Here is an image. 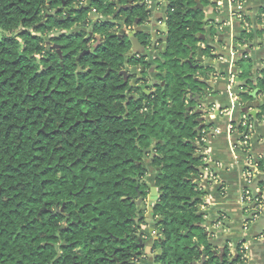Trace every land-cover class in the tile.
<instances>
[{"label": "trees", "instance_id": "obj_1", "mask_svg": "<svg viewBox=\"0 0 264 264\" xmlns=\"http://www.w3.org/2000/svg\"><path fill=\"white\" fill-rule=\"evenodd\" d=\"M48 1L0 0V264H134L139 214L132 201L145 189L141 150L153 141L162 252L155 264H238L227 248L223 260L215 257L221 243L207 234L204 193L195 181L206 168L194 146L201 136L184 116L179 89L126 110L123 89L111 82L115 74L105 75L131 42L113 41L97 25L103 44L96 52L80 57L89 49L80 33L50 38L60 54L46 38L70 30L83 12L45 21ZM186 4L195 0H170L166 65L198 49L203 13L185 16ZM94 8L103 18L114 15L104 0ZM134 18L129 13L127 24ZM146 18L143 10L139 25ZM138 37L148 44L147 35ZM244 63L242 76L253 84L251 62ZM257 84L264 91V79Z\"/></svg>", "mask_w": 264, "mask_h": 264}, {"label": "crops", "instance_id": "obj_2", "mask_svg": "<svg viewBox=\"0 0 264 264\" xmlns=\"http://www.w3.org/2000/svg\"><path fill=\"white\" fill-rule=\"evenodd\" d=\"M160 1H148L147 18L138 27L139 33L150 39L167 38L168 10ZM236 3L243 5V21L232 16ZM200 4L205 9L199 10L203 13V32L196 47L203 48L205 75L201 78L204 88L195 94L208 104L202 115L201 139L196 144L206 165L205 176L195 178L204 193L200 209L207 214V234L221 243L220 249L227 248L232 261L264 264V200L261 211L256 204H243L242 200L250 161L258 163L255 195L264 199V91L257 84L264 79V0H210L206 6ZM195 7L197 0L189 6ZM190 56L193 61L197 51ZM247 61L252 68L250 85L241 78L242 65ZM155 178L150 184L154 186L152 197L160 192ZM248 213L251 215L247 217ZM158 251L147 255L142 264H155L150 260ZM239 254L242 258L238 261Z\"/></svg>", "mask_w": 264, "mask_h": 264}, {"label": "flooded vegetation", "instance_id": "obj_3", "mask_svg": "<svg viewBox=\"0 0 264 264\" xmlns=\"http://www.w3.org/2000/svg\"><path fill=\"white\" fill-rule=\"evenodd\" d=\"M94 1L95 0H93V4L89 10L82 13L81 22L74 23L70 30H53L49 34V37L46 38L47 46H51L61 54V45H51L50 38L53 36L59 37L61 35H78L81 33L84 34V39L89 42V49L80 54V57H83L91 54L92 52H96L103 44L101 36L95 33L97 25L106 30V34L108 36L115 37L113 41H117L119 43L123 41L126 42L127 40L130 41V36L137 32L136 37L146 48L145 52L143 54L132 53L133 46L130 41L131 47L129 51L125 53L120 52L119 55L121 59L118 60L117 66L114 70L109 67L107 74L105 75V77L108 78L111 74H115L116 80L111 79V82L114 83L116 81L118 86L123 89V93L120 95L123 97L122 104L126 110L129 109V107H139L142 104H145L147 97L158 99L157 96H163L166 90L174 91L179 89L184 100L187 95V84H191L195 87L194 92L200 93L202 91V88H204V80H201V78L204 77L205 72L202 70L204 64L197 61L198 49L196 50L197 56L193 61L189 59L191 56L187 59L172 58L166 65L163 55L166 53L167 48L164 49L163 46L165 43L168 45L167 38L164 39L165 37L160 36L159 38L157 36L151 39L148 38V44L145 45L144 42L146 40H141V38L138 37V27L140 23L139 15L142 14L143 10H146L144 0H104L106 5L112 6L114 11V15L108 18H103L98 13L97 9L94 8ZM86 3L87 0H85L84 6ZM80 5L81 3L78 0H50L47 2L46 6L45 21L50 17L58 20L59 22L70 20L72 17L77 18L79 15H77L78 13L75 11L80 8ZM129 13H133L135 18L133 20V24L128 25L127 15ZM85 15H88L89 19L85 20ZM155 42L158 46L155 45ZM57 47H59V49ZM190 50L193 54L192 49ZM152 53L155 54L153 57L150 56ZM189 62H191L192 66H196V69H193ZM194 79H198L200 81L199 84H197ZM195 102L196 101L190 102L189 99H186L185 103L187 107L184 112V116L185 118L192 119L193 122L197 124V132L199 134L198 122L203 119L202 115H195L193 111L187 112V108L195 106ZM145 111H147V109H142L141 113L143 114ZM156 143V141H153L150 147L141 150L143 162L139 164H143V167L147 170L145 177L153 174L156 176V169L153 167V161L157 156ZM145 177L140 182L145 185V189L139 191L137 199L132 201L139 214L138 218L134 219V223L132 225L133 233H131L132 239L137 242L139 249L134 257V264H142L147 258V255L145 254V247L144 249L139 248L141 242L140 240H142L145 245L154 241L153 251L156 249V244L159 243L154 234L156 232H160L158 222L161 220L156 217L155 208L158 205L161 193L159 192L157 197H152L151 194L154 186L150 185L151 183L146 182ZM153 215L155 218L151 219L148 224L147 220H149V218ZM153 228H155V233L150 234L149 232ZM159 239H161L160 234ZM154 258L156 259V257Z\"/></svg>", "mask_w": 264, "mask_h": 264}, {"label": "water", "instance_id": "obj_4", "mask_svg": "<svg viewBox=\"0 0 264 264\" xmlns=\"http://www.w3.org/2000/svg\"><path fill=\"white\" fill-rule=\"evenodd\" d=\"M197 3H198V7H195V8H189V6L187 4L185 5L186 8H187L185 16L188 15L191 12V10L194 11V12L197 11V10H201V11L205 10L204 7L201 6L199 0H197ZM92 4H93V0H87L86 5L84 6V4H81L80 8L77 11H75V12L76 13H82L84 11H88L89 8L92 6ZM213 4H215V3L213 2L212 5ZM211 12L213 13V9L211 10ZM136 24H138V23H136ZM136 35H137V32L133 33V35L130 36V41L132 42V46H133L132 47L133 48L132 49V53H136V54H141L142 53L143 54L145 52L146 48L139 42V39L136 37ZM155 45H157L156 42H155ZM57 48L59 49V47H57ZM163 48L164 49L167 48L166 43L164 44ZM88 53H90V52H88ZM202 56H203V48L202 47H198V58H197V61L199 63H201V64H204L205 61L203 60ZM191 58H193V57H191ZM189 64L191 65V67L193 69H196V66H192L191 62H189ZM194 81L197 84H199V82H200L198 79H194ZM147 87H150V86H147ZM194 90H195V87L193 85L187 84V95L185 96L184 100L186 101V99H189L190 102L197 101V105H195V106H193L191 108L190 107L187 108V112L194 111L195 115H203L205 113V109H207V105L208 104L204 103L203 101H201L200 95L195 94ZM257 93L258 92H256V94ZM198 124H199V132H200L199 135H200L202 130H203V119H201L198 122ZM194 146L196 147L197 145L195 144ZM199 173H200V176L196 178L197 180H199L200 177H204L205 176V171H204L203 168L199 169ZM153 218L154 217H152V219ZM147 222L149 224V220H147ZM160 222L161 221H159L158 224H160ZM149 233L150 234L155 233V228L151 229ZM159 234H160V232H156L154 235H155V238L158 240V242H161V239H159ZM140 241L141 242H140L139 248L140 249H144V247H145V250H146L145 254L146 255H151V253H152V251L154 249V241H151V243H149L148 245H145L142 240H140ZM161 253L162 252L159 250L158 251V255H160ZM225 255H226V249L225 248H221L219 250V253H215V257L220 258L222 260L224 259ZM203 259L205 260L206 256H204ZM155 260L156 259L153 258V259H151V262L153 263V262H155Z\"/></svg>", "mask_w": 264, "mask_h": 264}, {"label": "built area", "instance_id": "obj_5", "mask_svg": "<svg viewBox=\"0 0 264 264\" xmlns=\"http://www.w3.org/2000/svg\"><path fill=\"white\" fill-rule=\"evenodd\" d=\"M149 0H144V3L147 4ZM81 4H85V0H82L80 2ZM161 5L166 6V10L169 9L170 6V0H161L160 1ZM166 4V5H165ZM168 4V5H167ZM173 12L174 9H171ZM233 18H235L238 21H243L244 20V8L241 3H236L235 8L233 9L232 12ZM258 163H253L252 161L249 162L248 164V169L245 173V181H246V187L243 192V204H256L257 207L256 209L261 211L263 210V198L260 196L255 195V191L257 188L255 187V178L257 177L258 174Z\"/></svg>", "mask_w": 264, "mask_h": 264}, {"label": "rangeland", "instance_id": "obj_6", "mask_svg": "<svg viewBox=\"0 0 264 264\" xmlns=\"http://www.w3.org/2000/svg\"><path fill=\"white\" fill-rule=\"evenodd\" d=\"M84 19H85V20L89 19V16H88V15H85V16H84ZM48 41H49V39H48ZM64 43H67V39L64 41ZM247 65H248L247 63H244L243 68H246ZM242 79L244 80V77H243V76H242ZM153 177H154V174L151 175V176H147V177H145L146 182L152 183V178H153ZM243 207H244V206H243ZM250 215H251V213L246 214L247 217L250 216Z\"/></svg>", "mask_w": 264, "mask_h": 264}]
</instances>
